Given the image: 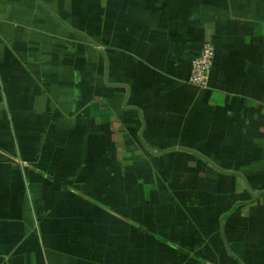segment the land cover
Returning a JSON list of instances; mask_svg holds the SVG:
<instances>
[{
  "label": "crops",
  "instance_id": "crops-1",
  "mask_svg": "<svg viewBox=\"0 0 264 264\" xmlns=\"http://www.w3.org/2000/svg\"><path fill=\"white\" fill-rule=\"evenodd\" d=\"M0 264H264V0H0Z\"/></svg>",
  "mask_w": 264,
  "mask_h": 264
},
{
  "label": "built area",
  "instance_id": "built-area-1",
  "mask_svg": "<svg viewBox=\"0 0 264 264\" xmlns=\"http://www.w3.org/2000/svg\"><path fill=\"white\" fill-rule=\"evenodd\" d=\"M215 49L210 44L203 46L200 54L192 61L189 83L200 88L208 89L210 74L214 66Z\"/></svg>",
  "mask_w": 264,
  "mask_h": 264
},
{
  "label": "trees",
  "instance_id": "trees-1",
  "mask_svg": "<svg viewBox=\"0 0 264 264\" xmlns=\"http://www.w3.org/2000/svg\"><path fill=\"white\" fill-rule=\"evenodd\" d=\"M199 200L201 201V195H199ZM194 200V203H196V198H194L193 199ZM169 204V205H172V203H173V199H170V198H162V202H161V204L163 205V204ZM201 206V205H200ZM148 217H150L149 215H148ZM135 219H137V218H135ZM154 220H155V217L153 218Z\"/></svg>",
  "mask_w": 264,
  "mask_h": 264
}]
</instances>
